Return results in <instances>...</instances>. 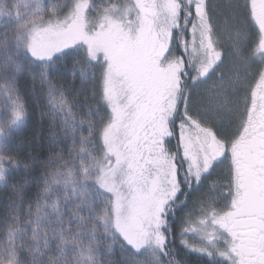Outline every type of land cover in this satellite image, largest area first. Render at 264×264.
I'll return each mask as SVG.
<instances>
[{
    "label": "snow or ice",
    "instance_id": "1",
    "mask_svg": "<svg viewBox=\"0 0 264 264\" xmlns=\"http://www.w3.org/2000/svg\"><path fill=\"white\" fill-rule=\"evenodd\" d=\"M182 252L264 264V0H0V264Z\"/></svg>",
    "mask_w": 264,
    "mask_h": 264
},
{
    "label": "trees",
    "instance_id": "2",
    "mask_svg": "<svg viewBox=\"0 0 264 264\" xmlns=\"http://www.w3.org/2000/svg\"><path fill=\"white\" fill-rule=\"evenodd\" d=\"M70 67V66H69ZM68 80L69 83H71L72 77L68 76L66 78ZM37 84H38V80H37ZM19 85L21 87V89L24 91L26 98L29 100V104L30 107L33 110V117L31 120V128L29 130V134L26 137L25 140L21 141V144H27L28 141H32V146L31 147H26L24 149V154L25 155H32L33 157L37 158L38 161H46L47 159V153H48V149H49V141L51 139V136L49 135V132L47 130V123L46 121L45 123V127L43 129V135L42 137H40L39 139H34L31 135V131L33 128L38 129L40 127L41 124V118H40V109L35 107L32 104V90H33V74L30 73L28 71L27 68H25L23 70L22 75H20L19 78ZM80 84L79 82L76 83V88H79ZM89 86V90H90ZM44 168V163L43 162H39L37 165V168L33 174V181L31 183V188L34 191L36 184L35 181L40 179V173L43 171ZM24 176L23 174L18 175L16 177L13 178V180L17 183V184H23L24 181ZM177 247H179V242H177ZM181 256L187 260V264H202V261L198 260V257L195 253H187L185 254L184 252L181 253Z\"/></svg>",
    "mask_w": 264,
    "mask_h": 264
}]
</instances>
